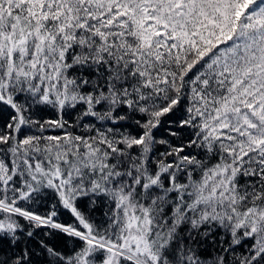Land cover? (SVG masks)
<instances>
[{
    "label": "snow or ice",
    "instance_id": "obj_1",
    "mask_svg": "<svg viewBox=\"0 0 264 264\" xmlns=\"http://www.w3.org/2000/svg\"><path fill=\"white\" fill-rule=\"evenodd\" d=\"M0 264H264V0H0Z\"/></svg>",
    "mask_w": 264,
    "mask_h": 264
}]
</instances>
